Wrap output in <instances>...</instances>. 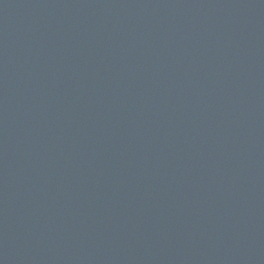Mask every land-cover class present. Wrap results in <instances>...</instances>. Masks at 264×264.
Listing matches in <instances>:
<instances>
[{
    "label": "water",
    "instance_id": "1",
    "mask_svg": "<svg viewBox=\"0 0 264 264\" xmlns=\"http://www.w3.org/2000/svg\"><path fill=\"white\" fill-rule=\"evenodd\" d=\"M0 264H264V0H0Z\"/></svg>",
    "mask_w": 264,
    "mask_h": 264
}]
</instances>
